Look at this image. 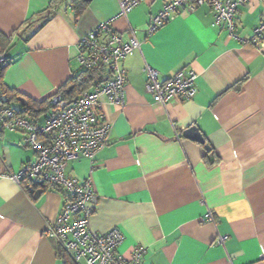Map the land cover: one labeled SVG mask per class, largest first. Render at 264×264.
<instances>
[{"label":"crops","instance_id":"1","mask_svg":"<svg viewBox=\"0 0 264 264\" xmlns=\"http://www.w3.org/2000/svg\"><path fill=\"white\" fill-rule=\"evenodd\" d=\"M51 1L0 0V32L12 36L7 56L13 60L0 75L23 101H45L81 71L78 45L103 23L111 22L125 42L134 31L141 44L122 64L125 106L101 101L110 145L93 171L86 159L67 170L93 180L98 202L91 229L119 230L118 252L130 259L143 248L144 264H264V46L231 38L215 26L208 5L180 10L150 34L165 0L143 2L127 17L120 16L119 0H84L80 17L66 0L48 18L42 13ZM263 20L264 0H249L236 16L237 36L251 39ZM146 65L161 82L194 70L195 98L174 99L166 110L156 105L146 89ZM8 106L25 109L19 101ZM50 111L27 115L43 125ZM193 127L205 145L184 136ZM35 159L23 132L0 128V264H64L48 235L64 195L42 186L26 192L8 177ZM208 212L214 222L206 221Z\"/></svg>","mask_w":264,"mask_h":264},{"label":"built area","instance_id":"2","mask_svg":"<svg viewBox=\"0 0 264 264\" xmlns=\"http://www.w3.org/2000/svg\"><path fill=\"white\" fill-rule=\"evenodd\" d=\"M148 0H119L120 16ZM249 0H165L162 11L153 19L150 34L170 22L182 9L194 12L198 7L208 5L215 17V26L223 27L231 38L242 43L264 46V20L254 30L249 40L236 34V16ZM129 41L114 29L111 22L99 25L83 37L78 45L77 62L82 70L102 72V81L92 89L83 92L73 100L55 94L50 101L51 111L45 123L32 121L25 110L23 114L10 108L5 96L0 97V128L10 132L21 131L27 144L36 155L33 162L25 164L18 174H10L26 192L42 186L64 195L60 215L48 228V235L55 239L60 250L71 258L74 264H144L146 250L136 248L130 259L118 250L124 242L123 234L112 229L97 233L90 227L94 206L98 202L91 177L79 180L67 175L69 165L79 159L90 162L95 168L98 153L110 145V125L101 112V101L123 108L127 75L123 62L140 51L141 44L131 31ZM12 60L0 53V69H5ZM148 76L146 89L153 95L156 105L166 110L170 101H192L196 94L197 73L183 69L170 79L161 82L157 70L146 65ZM180 139V135L177 134ZM206 221L214 222L208 212ZM226 237H221L222 245Z\"/></svg>","mask_w":264,"mask_h":264},{"label":"trees","instance_id":"3","mask_svg":"<svg viewBox=\"0 0 264 264\" xmlns=\"http://www.w3.org/2000/svg\"><path fill=\"white\" fill-rule=\"evenodd\" d=\"M66 0H52L49 7L42 14H46L48 18L54 15V13L58 10V8L64 4ZM73 8L76 11V15L80 17L85 8L86 3L84 0H73ZM34 23H30L29 27L32 28ZM12 44V36H6L0 32V53L8 54V50L11 49ZM8 59L12 60L7 56ZM13 61V60H12ZM12 65V62L8 64V67ZM102 72L98 71H86L82 70L75 73L74 76L63 86L61 89L55 94H61L66 99L73 100L79 97L83 92L92 89L95 85L102 81ZM0 83H1V92L0 97L5 96L8 100L7 104H10L12 101H19L23 103L24 111H27L28 115L36 113L38 109L42 110H51L50 101L52 96L41 103H36L34 101L26 100L23 101L18 97V94L8 88L3 82V73L0 75ZM54 94V95H55ZM24 111L19 113L23 114ZM60 257L63 260L64 264H72L69 257L64 253V251L60 250Z\"/></svg>","mask_w":264,"mask_h":264},{"label":"water","instance_id":"4","mask_svg":"<svg viewBox=\"0 0 264 264\" xmlns=\"http://www.w3.org/2000/svg\"><path fill=\"white\" fill-rule=\"evenodd\" d=\"M85 1H90V0H85ZM185 137L190 138L194 141H197L200 144L205 145V140L204 137L199 133L198 129L196 127L190 128L189 130H187L185 132ZM206 149L208 151V153L210 154V156L212 157V149L208 146H206Z\"/></svg>","mask_w":264,"mask_h":264}]
</instances>
